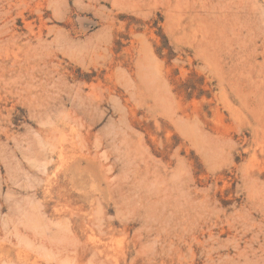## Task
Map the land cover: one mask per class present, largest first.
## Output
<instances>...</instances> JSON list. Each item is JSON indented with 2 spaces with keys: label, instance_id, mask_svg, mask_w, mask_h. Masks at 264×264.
Listing matches in <instances>:
<instances>
[{
  "label": "rangeland",
  "instance_id": "obj_1",
  "mask_svg": "<svg viewBox=\"0 0 264 264\" xmlns=\"http://www.w3.org/2000/svg\"><path fill=\"white\" fill-rule=\"evenodd\" d=\"M0 264H264V0H0Z\"/></svg>",
  "mask_w": 264,
  "mask_h": 264
},
{
  "label": "bare ground",
  "instance_id": "obj_2",
  "mask_svg": "<svg viewBox=\"0 0 264 264\" xmlns=\"http://www.w3.org/2000/svg\"><path fill=\"white\" fill-rule=\"evenodd\" d=\"M154 67H155V66H154ZM151 68H153V67L151 66ZM151 68H150V69H151ZM155 68H156V67H155ZM153 69H154V68H153ZM151 71H152V70H151ZM153 73H154V72H153ZM148 75H149V74H148ZM151 75H153V74L151 73ZM153 76L155 77V74H154ZM153 76H152V77H153ZM156 78H157V77H156ZM156 78H155V80H156ZM152 81H153V80H152ZM157 81H158V80H157Z\"/></svg>",
  "mask_w": 264,
  "mask_h": 264
}]
</instances>
